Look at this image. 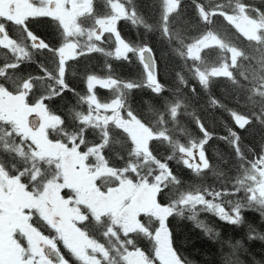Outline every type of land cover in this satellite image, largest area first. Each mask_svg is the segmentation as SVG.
I'll return each instance as SVG.
<instances>
[{"label":"snow or ice","instance_id":"6c2138e0","mask_svg":"<svg viewBox=\"0 0 264 264\" xmlns=\"http://www.w3.org/2000/svg\"><path fill=\"white\" fill-rule=\"evenodd\" d=\"M190 6L192 15L186 17L185 0H150L146 5L99 0V7L98 0H0V48L8 57L0 64V177L14 178L28 189L26 177L34 185L48 171H59L57 150L74 146L93 184L108 186L107 192L97 187L91 211L79 218L78 230L71 235L74 242L83 235L87 246L59 236L67 250L66 256L59 249V264H198L176 244L172 217L190 222L216 241L219 264H249L241 259L251 255L242 241L223 239L207 216L239 227L246 223L245 211H254L264 223V8L247 0H190ZM216 17L249 46L241 48L220 36ZM119 21L142 28L144 37H123ZM42 23L52 30L51 38L33 27ZM149 35L157 36L159 50ZM105 44H113L114 50ZM46 54H51L54 70L38 59ZM90 54L130 65L134 60L136 72L117 73L106 59L100 73L85 68L86 87L77 94L67 79L69 62L79 64ZM171 61L179 67L170 69ZM25 62L36 63L43 75L22 72ZM72 74H77L74 67ZM163 75H171L175 86L169 87ZM220 78L227 81L233 106L212 92ZM193 80L199 90L189 87ZM97 87L110 90V97L99 98ZM145 89L155 101H144L150 118L131 102L137 90ZM66 92L73 93L76 103L60 112L52 109L50 102ZM197 103L199 109L194 107ZM217 109L231 120L227 134L217 137L228 145L231 157L218 153L219 164H214L206 155L213 133L199 111ZM32 114L39 122L29 119ZM181 116L190 118L202 136L192 137ZM250 129L259 131L255 144H245L239 131ZM154 143L167 147L170 154L157 155ZM171 161L196 179L183 180ZM210 174L217 181L211 185L205 182ZM126 199L135 207L125 205ZM89 220L98 235L84 227ZM138 240H147L150 247L143 249ZM247 240L264 242V232L249 224ZM251 264H264V257L253 256Z\"/></svg>","mask_w":264,"mask_h":264},{"label":"trees","instance_id":"16d2710c","mask_svg":"<svg viewBox=\"0 0 264 264\" xmlns=\"http://www.w3.org/2000/svg\"><path fill=\"white\" fill-rule=\"evenodd\" d=\"M150 2V0H137V3L140 5H146ZM217 2H221V0H205L206 4H215ZM224 3H227V0H223ZM247 3L257 5L261 8H264V2L262 0H247ZM98 7H99V0H98ZM185 15L186 17H191L192 9L190 6V0H185ZM249 15H254L249 10ZM118 30L121 31L122 36L127 38L128 40L136 41L140 38L144 37V30L136 29L130 22L126 21H119L118 22ZM215 29L218 31L219 35L222 36L227 42H235L239 44L241 48H247L248 42L240 37L236 32L235 29L228 25L222 18L216 17L215 18ZM35 30L39 31L42 34L51 38V29L48 27L46 23H42L36 26ZM149 42L159 50L161 47L158 43V39L156 35H149L147 37ZM108 49L114 50L113 44H105L104 45ZM2 52L4 53L2 55ZM159 54V51L158 53ZM216 50H213L212 57L216 56ZM46 56V58H45ZM51 54H46L43 56L38 57L40 60H44L46 64H53L51 62L52 57ZM8 58L6 56V50L0 48V64L3 63L4 59ZM108 59L112 66L115 68L117 73H120L125 76L134 75L136 72L135 61L130 65L128 62L123 61H116L114 58H106L103 54H90L82 59L79 64H73V62H69V69L67 74V79L71 87L75 88L76 93L79 94L85 90V84L83 83L84 79V70L88 68L90 70H94L97 73L102 71L103 65L105 60ZM50 70H54L47 65ZM73 67L75 68L76 75L72 74ZM179 67L174 61L169 63L170 69H177ZM32 70L36 71L33 72ZM40 68L37 67V64L34 62H26L21 68L22 72L31 73L33 75L39 74ZM41 71V70H40ZM41 75V74H40ZM162 79L166 82L169 87H173L174 81L171 75H163ZM189 87H195L197 90L200 89L198 83L193 80L191 81ZM227 88V81L223 78L218 79L214 87L212 88L213 94L220 98L221 100H226L229 103V106L234 105V101L228 99V92L226 91ZM98 97L101 99H107L110 97L111 93L110 90H104L97 87L96 89ZM167 94V93H166ZM194 95V93H192ZM201 100L206 99L204 92L200 91ZM145 100H153L150 92L148 90H137L133 94L132 103L138 109L144 111L146 117L151 116V113L148 111V106L145 105ZM155 101L153 100V103ZM76 99L72 92H66L59 98H55L52 102H50V107L57 112L63 111L65 107L75 104ZM196 109H199V103L194 105ZM199 116L203 117L204 123L207 125L208 130L213 133V139H211L208 144L206 145V155L211 158V162L214 164H219L218 160V153H223L225 159H230L231 157V150L228 145L223 141L218 139L217 137L226 135V127L231 123L230 117L227 113L223 112L222 110H209V111H199ZM181 123L188 129V132L191 134L192 137L198 138L201 137L202 134L199 131V127L193 123V121L185 116H181ZM244 137L245 144H255L259 141L260 134L259 131L256 129H250L248 132H244L243 130H239ZM92 137L90 136L89 139ZM153 148L156 150L157 155L163 157L169 155L170 152L167 147L161 144L154 143ZM170 167H172L176 174L180 175L181 178L185 181H194L196 177L190 170L186 169L183 165H178L176 161L170 162ZM52 170L48 171L44 176V183L51 177ZM41 178V177H40ZM207 184L211 185L216 181V178L211 174L207 176L206 181ZM95 185L105 191L108 189V186H105L101 182H95ZM115 185H112V187ZM67 192V190L65 191ZM245 221L243 225L237 227L228 225L225 222L219 221L214 216L208 215L207 221L210 224L215 225V228L221 232L223 239L231 238L233 241L240 240L244 244L246 248H248L249 254H244L241 256L243 261H248L251 264V259L254 256L257 260H260L264 257V242L259 240L248 241L247 240V228L248 225L251 224L256 226L261 232H264V223H261L259 215L254 211H245L244 213ZM107 218H105V224H107ZM170 226L175 234V241L178 246L182 248L185 254H190L192 259H195L198 264H219V260L214 257V254L218 252L220 245L203 235L197 229H194L192 224L188 221H181L178 220L176 217L170 218ZM84 227H88L92 230V234L98 235V232L95 228H91L89 226V221ZM117 231H119L117 229ZM52 236L51 234H48ZM139 246L143 249H148L150 247L147 240H138ZM227 250V249H225ZM67 256V253H65Z\"/></svg>","mask_w":264,"mask_h":264},{"label":"rangeland","instance_id":"374dc122","mask_svg":"<svg viewBox=\"0 0 264 264\" xmlns=\"http://www.w3.org/2000/svg\"><path fill=\"white\" fill-rule=\"evenodd\" d=\"M47 65L54 69V64ZM38 73L36 76L43 75L40 70ZM39 90L42 92L43 88L40 87ZM43 144L46 145L45 142ZM57 155L59 157L57 162L60 164L59 171L52 170L51 177L41 187L40 192L35 193L39 194L38 197L30 189L26 201L29 205L36 207L38 206L37 202H39L42 211H44V218L50 225V227L44 226V234L46 235L44 240L47 243L44 246L54 247L59 243V246L64 247L65 241L59 239V236L63 234L69 243H78V246L83 248L87 246V239L80 235L78 241L74 242L71 235L78 230L76 223L79 222V218L83 217L81 209L83 207L89 208L92 199L97 195V188L93 184L89 167L84 164L83 155L78 153L74 146L58 149ZM62 187L67 190L69 196L63 197L59 194ZM124 203L135 207V202L130 199H126ZM96 210L99 211L98 208ZM57 229L60 231L58 232ZM48 234L53 235V237ZM2 256L4 258H1ZM0 264H59V262H53L47 257L45 247L43 251L31 245L26 247L19 245L14 251L0 254Z\"/></svg>","mask_w":264,"mask_h":264},{"label":"flooded vegetation","instance_id":"af4514ba","mask_svg":"<svg viewBox=\"0 0 264 264\" xmlns=\"http://www.w3.org/2000/svg\"><path fill=\"white\" fill-rule=\"evenodd\" d=\"M36 26L33 25L34 28ZM12 35H18V30H12ZM0 179L3 180V183H0V254L14 251L19 245L24 247L31 245L44 251V244H47L44 240V236H46L44 226L50 227V225L44 218L41 204L37 202L38 206L36 207L29 205L26 201L30 189L34 194L40 192L41 187L44 185V177L36 180L34 185L31 178L26 177L23 183L28 185V189L14 178L0 177ZM65 190L62 187L59 191V194L63 197H65ZM35 196L38 197L39 194H35ZM90 211L91 209L88 207L81 209L83 217ZM68 221L70 222L69 219ZM78 223H76V226ZM89 226L94 228L91 220H89ZM54 247L61 249L62 254L66 255L67 250L63 246H59V243Z\"/></svg>","mask_w":264,"mask_h":264},{"label":"water","instance_id":"95a60500","mask_svg":"<svg viewBox=\"0 0 264 264\" xmlns=\"http://www.w3.org/2000/svg\"><path fill=\"white\" fill-rule=\"evenodd\" d=\"M30 120L32 119H37V117H35V115H31ZM37 122H39V120L37 119ZM45 252L47 257L53 261V262H59L60 257H61V252L59 251L58 248L52 247V246H45Z\"/></svg>","mask_w":264,"mask_h":264}]
</instances>
